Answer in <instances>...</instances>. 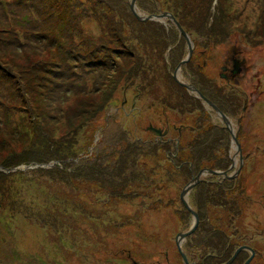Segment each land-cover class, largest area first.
<instances>
[{"label":"rangeland","instance_id":"rangeland-1","mask_svg":"<svg viewBox=\"0 0 264 264\" xmlns=\"http://www.w3.org/2000/svg\"><path fill=\"white\" fill-rule=\"evenodd\" d=\"M101 1L72 0L71 14L58 27L38 22L24 27L21 21L32 18L27 7L18 0H0V264H183L177 238L193 226L181 198L190 176L171 173L166 151L127 160L122 176L120 169L109 173V161L131 139L177 146L183 130L201 134L209 123L226 126L175 75L229 110L242 151L237 152L231 138L228 152H222L231 166L235 161L239 166V154L244 156L242 174L227 181L245 205L226 204L229 195L217 201L215 185L222 179L207 176L210 196L195 187L185 199L195 210L193 200L200 195L212 204L196 210L199 226L179 238L181 247L191 254L215 252L217 264H226L234 252L250 251V246L259 253L256 264H264V0H154L156 12L173 13L188 34L195 47L189 60L188 42L172 20L143 22L136 16H147L141 3L151 10L152 0H136V8L129 10L133 17L114 14L113 5ZM126 2L130 6L132 0ZM133 18L124 30L121 20ZM35 27L43 41L32 38ZM120 28L135 55L123 48L116 66L108 60L106 66L92 68L93 61L101 60L96 57L106 58L116 48L113 34ZM167 42L174 50L167 49ZM182 52L181 62H187L178 69L172 60ZM137 53L146 65L141 66ZM74 56L80 62L69 66L74 69L67 70V85L56 90L55 77L46 70L68 59L73 65ZM235 66L240 72L233 73ZM199 77L214 85L215 93ZM150 126L167 135L158 137ZM41 146L54 149L58 161L4 168L22 153L33 156ZM99 151L101 171L87 163ZM63 159L73 167L84 163L85 174L93 176L85 181L62 178ZM38 168L56 172L33 174ZM234 209L239 218L223 227L228 237L200 242L201 234L210 237L212 226L219 225L212 217L233 216ZM209 241L220 252L208 249Z\"/></svg>","mask_w":264,"mask_h":264},{"label":"trees","instance_id":"trees-1","mask_svg":"<svg viewBox=\"0 0 264 264\" xmlns=\"http://www.w3.org/2000/svg\"><path fill=\"white\" fill-rule=\"evenodd\" d=\"M71 1L72 0H62V1L61 0H18L19 5H25L27 7V9L31 12V16H32V18L28 17L26 20H24V22L21 21V25L24 27H28V26L34 25L35 23L38 22V24L41 26L42 25L43 26L48 25L51 27H58L61 23H63L65 21L64 16L67 14V12L71 10V8H70L72 6ZM114 1H115V4H113L112 0L111 1L105 0L104 2L101 1L100 3L104 4V5H108V4L113 5L114 9H112V10H113L114 14L115 13H121L123 15L129 14L128 17H133L131 12L129 11L130 6L126 2L127 0H114ZM152 2H153L154 9L148 10L147 6H146L147 4H144V3H141L142 8L146 11H149V12H147L148 15H157L158 12H156L155 9H157L159 11L158 4L156 2H154V0H152ZM76 4L78 5V2H76ZM61 5H63V10L60 8ZM61 11H62V13H60ZM71 12H72V10L70 11V14H71ZM164 12H167V11H164ZM169 13H171V12H169ZM171 14L176 18V16L173 13H171ZM76 17H74V18H76ZM114 18L116 19V15H114ZM176 20L179 21L177 18H176ZM121 21H123V28L125 30V28L131 26L130 23L135 22L136 20L133 18L131 22L126 21V23H124L125 19L121 20ZM143 22H145V21H143ZM137 23H139V22H137ZM180 25L182 26L181 23H180ZM130 28H132V27H130ZM36 29H37V27H35V31L32 34V38L35 39L36 41H39V42H40V40L43 41L42 33L36 32ZM127 29L129 30V28H127ZM151 31L152 30L148 31V33H150ZM113 35H114V38L116 39V41L112 40V42L114 44H117L116 48L115 49L113 48V50L109 49V51L107 52L106 58L96 57V58H99L101 60L93 61L92 62V68L106 66L108 60H110L112 62V64H114L116 66L115 60L117 57L120 56V53L122 52L121 51L119 53L118 50H120V49L126 48L127 50H129L131 52V55L134 54V51H133L134 48L130 45H127L126 40H124L125 36H127L126 32H124L120 28V29L116 30V34H113ZM151 36H153V35H151ZM223 38H225V36ZM127 40H130V38L127 37ZM53 41L56 42L57 37H55V40H53ZM119 42H123L122 45L119 44ZM167 45H168L167 49H170V48L173 49V47H171L170 42H167ZM130 47H132V48H130ZM110 50H112V51H110ZM174 52L175 51H173V53ZM123 53L124 52H122V54ZM136 57H138L139 63L141 62V66L146 65V63L142 60V58L140 57L139 54ZM182 57H183V52L180 55L179 60H178V58H177V60L175 58H173L172 64H175V63L180 64ZM72 60H73L74 66L70 64L69 59H68V60H66L65 65L62 66L61 64H54L53 66H49L50 68L51 67L54 68V70H51V71L46 70V72L48 74H49V72H51L54 75L55 82L57 84L56 90H61L62 88H64L67 85L68 80L70 78L69 75H67V70L71 71V69H74V68H69V66L75 67L76 64L80 62L81 59H79L77 56H74L72 58ZM90 67L91 66L88 65V68H90ZM138 71L140 73V70H138ZM136 73H138V72H136ZM76 74L77 73H74V75H76ZM137 75L138 74H135V75H133V77L137 76ZM65 78H67V79L63 80ZM198 80L207 88L208 91L215 93L213 90L214 85H209L207 82L203 81L200 77L198 78ZM56 94H57V92H56ZM56 94H55V96H56ZM202 94H204V93L202 92ZM67 96H68V94H67ZM52 100L55 102L54 99H52ZM68 100H69V97H67L65 101H68ZM222 104L215 102V105H217V107L222 112H224L227 116H229L228 115L229 110L227 108H225ZM181 136H183V137L179 138L180 143L177 146H176V143H174V145L173 144H166V143L171 142V141L160 142L158 140V138H157L158 141L156 140L157 142L150 141V140L142 142L139 140L131 139V141L128 142L129 144L127 146H124V149H117V152L115 153L116 154V160L109 161L110 163L112 162V165H110V168H109L110 175L113 172L118 171V169L123 171L122 173H120V175L121 176L124 175L125 171H127V168L124 165V163L129 159L133 160L136 155H139V154L141 155L143 152H144L143 156H145V154L148 155V152L150 153L151 156H154V155L161 156L158 153H160V152L162 153V152L166 151L167 155H165L166 157L164 159L167 160V162L172 164L173 170L171 173H175V170L184 171V173H186L187 176H190L191 180L194 177H196L202 170H205V169L227 171L231 168V162H229V159L222 152L223 149H225V151L228 152L229 147H230V142H231L230 140L232 138L231 133L228 130H226L225 127H221L220 125L209 123L206 128L202 129L201 134H199V132L195 134L194 129H190V130H186V131L183 130L181 132ZM123 140H125V139H123ZM187 140H189L188 143H187ZM100 153H101V151L97 152V156H96L95 160L87 162L89 167H92L94 165L93 167L97 171H101L103 168L99 164L101 159H98L103 154V152L101 154ZM216 154L221 155V157L217 156ZM57 155H58V153L55 152V150L52 149L50 146L49 147L46 146L45 148H43V146H41V147L36 148V151L33 152V156H25V153H22L19 155V157H20L19 161H17L16 163H14L12 165H9V168H7L6 164H5L4 168L6 170L11 169V171H12V170L17 169L18 166H20V165H25L24 167H26V166L37 167V166H42V165H50L51 163L58 161ZM66 158L68 161H70L68 157H66ZM71 160H73V158H71ZM63 164L66 165V167H64V170H63L64 175L62 178H64V179L71 178L72 176H74L76 180L82 179L83 181H85V180H88L87 177L89 178V176L90 177L93 176V175L85 174V172H84L85 164L84 163H81L78 165L74 164V167L72 165L73 163H70L69 165H72V168H70L68 165V162H66V160L63 159ZM69 168L73 172H72L71 176L68 175V177H67V171ZM55 172H56L55 169L46 170L43 168L42 169L38 168L35 171H33V174H36V175L41 174V175L49 176ZM135 173H136V171H135ZM241 174H242V171L240 172L239 175H241ZM215 177H217V176H215ZM217 178H219V177H217ZM206 182H207V180L205 179L204 182H202L196 186L197 189L201 188V195H205V196L210 194L209 188L212 187L211 185L206 184ZM232 182L234 183V181H231V183ZM215 186H217L219 188V192H220L218 194V198H216L217 201L223 200L222 196H228L229 195L230 197H229V200L226 201V204L235 205V204H242L243 203V200L240 199L241 197H239V195H236V193H234L233 191L230 190V188H231L230 181L228 182L227 180L225 181L222 179V181H219L218 185H215ZM234 190H236V188ZM200 196H199L198 201L193 200L194 207L198 211L201 210V207H202V210L208 209V207L212 203L208 202L206 199L200 200ZM235 200L239 203H236ZM229 201L234 202V203H231ZM243 204L245 205V203H243ZM233 212H234V215L233 216L229 215V217H226L225 214L223 215V217L222 216L221 217H215V218L212 217V220L213 219L215 220L214 223L217 222V223H219V225H218V227L212 226L210 237H205V234H203V235L201 234L200 242L203 241L204 239H212V241H213L215 239V237H217V235L220 236L219 237L220 241L223 240V238L228 237V234H225L226 230L223 229V227L225 226V223L229 222V224H231L232 222H236L237 219L239 218V214L237 213V211H235V209L233 210ZM223 213H224V211H223ZM199 216H200V214H199ZM217 223H216V225H217ZM212 241L207 242L206 247H208V249H211L212 251L218 250L220 252V247H216V245H214V243H212ZM226 243H225V248H224L225 252L227 250V244ZM224 251H223V253H224ZM221 264H223V262Z\"/></svg>","mask_w":264,"mask_h":264},{"label":"water","instance_id":"water-1","mask_svg":"<svg viewBox=\"0 0 264 264\" xmlns=\"http://www.w3.org/2000/svg\"><path fill=\"white\" fill-rule=\"evenodd\" d=\"M136 0H132V3L130 4V7L132 8V10H134L136 8L135 6ZM136 16L138 17L139 20L141 21H160L162 19H168V20H172L175 25L180 29L181 33L184 35V37L186 38L187 42H188V49H189V55H188V60L192 57L193 52H194V46L192 45V42L189 40L188 34L186 33V31H184L183 27L180 25V23L176 20V18L169 12H162L161 14H157V15H147L143 18H140V16L135 12ZM187 62V60L182 61L179 64V68H181V66L183 64H185ZM177 74V73H176ZM174 78L179 82V84H181L183 87L187 88L189 91H192L193 93H195L196 97L199 98L203 103H205L206 105H208L222 120L223 123H225L224 125L225 128L231 133L232 135V139L233 142L237 145V152L238 151H242L241 148V144L237 138V134L234 133L233 131V126L231 124V120L230 118L224 113L222 112L217 105H215L213 102H211V100H209L204 94H202L195 86H193L192 84L189 83H184L181 82L180 80L177 79L176 75L174 76ZM149 130L151 132H153L155 135H157L158 137H162V135H167L163 130L158 129L156 127L150 126ZM240 158H239V166L236 165V161L233 162V165L231 166V168L227 171H218V170H211V169H205L202 170L196 177H194L191 182L188 183V185L185 187V189L183 190L182 194H181V198L182 201L184 202V205L186 207V209L193 215V226L190 228V230L188 232L185 233H181L179 236L181 238H184L186 236H189L191 234H193L198 226H199V214L197 213V211L195 209H193L191 207V205H189V203L186 201L185 199V195L189 194L197 185H199L200 183L205 181V178L207 176H217L219 178H222L223 180H228V179H232L234 177H236L237 175L240 174L241 169L244 166V157H243V153H241V155L239 154ZM234 170V171H233ZM233 171V172H232ZM178 236V237H179ZM179 237V238H180ZM178 239V247L179 250L185 260L186 264H189L188 260H187V256L185 254V251L182 249L181 247V243L180 240ZM247 249H249L251 252H254V250L252 248L247 247ZM241 250H243V248L239 249L236 252V255L233 257V259L231 261H229L226 264H231L233 262V260L236 258L237 254L239 252H241ZM251 260H249L247 262V264L250 263Z\"/></svg>","mask_w":264,"mask_h":264},{"label":"flooded vegetation","instance_id":"flooded-vegetation-1","mask_svg":"<svg viewBox=\"0 0 264 264\" xmlns=\"http://www.w3.org/2000/svg\"><path fill=\"white\" fill-rule=\"evenodd\" d=\"M235 65H236V63H235ZM236 68L237 67L235 66V69H234L233 73L240 72V69H238V68L236 69ZM244 70H246V69H244ZM247 247H250V246H247ZM250 248H252V247H250ZM253 250H254V252H250V251H247V250L246 251L243 250L244 252L243 251L239 252L238 253L239 255L236 256V260L232 264H247V262L249 260H251L249 264H256L258 256H259V253H258L257 250H255V249H253ZM235 253L236 252H234V254ZM185 254L187 256V260H188L189 264H217V262H216L217 261V256L219 255V254H217L215 252H210L208 254H202V253L191 254L190 252H185ZM179 257H180V259L182 258L183 264H186L181 253H180ZM232 257H230V259ZM240 257H241V259H239ZM225 262H227V260Z\"/></svg>","mask_w":264,"mask_h":264}]
</instances>
